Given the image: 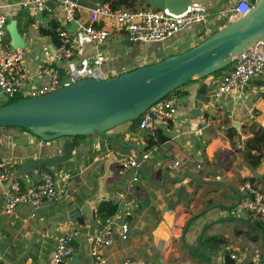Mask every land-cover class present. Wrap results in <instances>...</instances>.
<instances>
[{
    "label": "crops",
    "instance_id": "crops-1",
    "mask_svg": "<svg viewBox=\"0 0 264 264\" xmlns=\"http://www.w3.org/2000/svg\"><path fill=\"white\" fill-rule=\"evenodd\" d=\"M22 1L0 0L2 13L8 23L16 20L17 30L25 42V48L19 50L23 53L22 69L28 79L22 86L21 97L26 96L31 88L50 82L48 75H37L42 67L59 71L60 76L62 71L65 83L70 85L75 82L71 75L76 71L84 74L98 69L106 79L184 53L225 26L230 21L228 14L235 2L192 0L187 12L202 10L207 14L206 21L190 25L163 42L133 40L132 45H126L131 39L112 28L104 44L97 46L80 38V48L73 58L56 59L53 56L56 44L39 30L46 28L51 20L57 21L60 28H66L60 7L48 2V7L32 12L20 6ZM136 1V8L149 7L144 0ZM97 3L110 7L108 0H79L76 18L87 22L89 10ZM202 33L204 35L200 37ZM10 43L7 33L6 51L14 50ZM222 74L182 87L181 93L187 94L182 96L178 92L180 103L176 116L160 123L153 131L132 132L130 125L125 124L106 135L135 147L140 155L151 151L146 163L152 167V179L157 183L161 182L163 175L181 178L210 171L219 173L218 178H210V181L230 185L238 190L239 195L242 194L240 187L246 182L264 193V150H250L247 146L259 132L264 134L261 130L264 128V97L260 96L264 87L256 84L261 79H252L241 98L232 94L211 104L210 96ZM210 84L206 98L199 101L198 110H195V96L202 91L203 85ZM156 134L166 140L151 147L149 141L152 137L156 141ZM67 141L69 139L63 138L45 142L23 129L0 128V160L7 161L14 172L25 160L47 159L61 154L62 145ZM78 141L79 146L73 150L69 161L47 166L46 170L55 179L57 196L37 211L29 205H21L15 216L4 214L8 184L0 187V264H46L58 238L73 229L79 231L75 252L64 264H90L91 236L101 223L97 215L94 228L90 227L91 220L86 216H82L83 224L57 221L56 218L79 209L96 190L97 178L103 174V164L109 152L118 158L135 161V151L115 142L108 146L97 137H83ZM179 158H183V162L173 168L172 164ZM124 164L110 167L114 176L108 179L107 197L102 200L118 204L119 210L112 218L116 225L126 222L129 228L128 238L121 240L115 235L112 246L105 252L109 264L126 261L131 264H225L227 257L233 264L261 263L264 221L248 217L234 208L237 201L234 191L188 180L175 184L165 179L163 187H157L147 180L149 171L124 167ZM21 178L28 184L36 179V172L34 177ZM181 185L186 186V192L180 205L166 211L167 205L176 201V191ZM232 210L237 213L231 215ZM194 215L197 216L188 225L182 241L184 227ZM211 241L216 245H211ZM230 255H235L236 259Z\"/></svg>",
    "mask_w": 264,
    "mask_h": 264
},
{
    "label": "water",
    "instance_id": "water-1",
    "mask_svg": "<svg viewBox=\"0 0 264 264\" xmlns=\"http://www.w3.org/2000/svg\"><path fill=\"white\" fill-rule=\"evenodd\" d=\"M144 1L153 9L165 10L173 15L186 13L192 4V0ZM46 6L48 7V3ZM66 29L74 32L76 27L73 23H69ZM6 31L12 49L25 48V42L17 30L15 19L7 24ZM203 35L204 33L200 37ZM126 42V45H132L134 41ZM258 44H263L264 51V0H253L249 13L229 21L190 50L169 56L152 65L103 80L80 79L45 96L25 98L16 102H10L0 90V128L23 129L45 142L69 139L62 145L61 154L47 159L25 160L15 169L14 175L34 177L35 172L43 166L63 164L70 160L73 150L79 146L78 139L97 137L108 143V146L111 142H115L125 149L134 150L135 161L139 168L149 171L147 180L157 187H163L167 179L175 184L188 180L193 183L228 188L237 195L233 207H238L240 195L237 189L223 182L210 181V178H218L219 173L200 172L183 175L181 178L163 175L161 182L157 183L152 179V167L142 161L140 152L135 147L124 145L119 138L106 134L120 126L137 121L149 107L170 93L228 68L243 52ZM256 82L258 86L264 87V79ZM211 86L212 84L203 85L202 91L197 93L194 100L195 110H198L199 101L206 98V89ZM260 96L264 97V92H261ZM261 130L264 132V128ZM129 161L128 158H118L113 152H109L103 164V174L97 178L96 190L79 209L57 217L56 220L76 221L86 216L91 220L90 227L94 228L97 224L96 208L107 197L105 188L108 179L114 176L110 167ZM185 192L186 186L181 185L176 191V201L167 205L166 211L179 206ZM196 216H192L184 227L182 241L188 225ZM260 264H264V252Z\"/></svg>",
    "mask_w": 264,
    "mask_h": 264
},
{
    "label": "built area",
    "instance_id": "built-area-1",
    "mask_svg": "<svg viewBox=\"0 0 264 264\" xmlns=\"http://www.w3.org/2000/svg\"><path fill=\"white\" fill-rule=\"evenodd\" d=\"M228 19L235 20L245 16L253 6V0H234ZM48 2L56 3L64 16L66 24L73 23L76 27L74 32L66 28H58L57 45L53 56L56 59H71L80 48V38H84L94 45H102L110 37L112 28L124 32L131 40L151 43L163 42L182 29L206 21L207 14L202 10L186 12L181 15H173L165 10L141 7L135 9H112L108 5L97 3L89 10L87 22L76 18L79 0H24L20 3L23 9L37 12L46 7ZM7 17L2 13L0 6V90L9 100L20 96L22 86L28 76L22 69L23 53L19 49L5 50V36L7 34ZM38 76L48 75L50 82L47 85L33 87L27 92L25 98H37L54 92L68 84L62 80L59 71L42 67ZM71 78L76 82L80 79H105L101 72L89 70L84 74L76 71ZM264 79V51L263 44L250 47L243 52L225 70L217 83V87L210 96V103L216 104L225 97L236 94L241 98L252 79ZM189 98V97H188ZM177 93H170L149 107L137 120V131H153L160 123L172 120L179 106ZM1 103V100H0ZM155 151V149H153ZM152 152L147 151L141 155L143 162L150 159ZM183 158H179L172 164L173 168L179 166ZM139 167L136 161H129L124 167ZM8 184L3 207L4 214L15 216L17 207L29 205L37 211L45 203L53 201L57 196L56 182L54 177L45 169L36 171V179L25 183L22 178L14 175L11 165L0 160V187ZM240 203L238 210L246 216L264 221V193L260 188L251 183H244L240 187ZM237 211L232 210L231 215ZM34 217V213L32 214ZM128 224L126 222L116 225L111 217L93 231L89 246L90 264H109L105 252L112 246L114 237L117 235L121 240L128 238ZM79 231L76 229L66 231L61 235L55 248L48 257L46 264H64L75 252V243ZM236 259L235 255H230ZM122 264H131L126 261Z\"/></svg>",
    "mask_w": 264,
    "mask_h": 264
},
{
    "label": "trees",
    "instance_id": "trees-1",
    "mask_svg": "<svg viewBox=\"0 0 264 264\" xmlns=\"http://www.w3.org/2000/svg\"><path fill=\"white\" fill-rule=\"evenodd\" d=\"M108 4L110 5L111 8H113L115 10L122 9V8L135 9L136 5H137V1L136 0H108ZM60 27L61 26L57 21L51 20L49 22L48 26L46 28H40L39 32L44 36L51 37L53 42L57 45L58 41H57L56 30ZM227 69H229V67L218 72V73H216V74H214V75L220 74L221 72H224ZM61 78H62V80H65V75L62 71H61ZM180 89L174 91V93L178 94V92H180V95L186 96L187 93L186 92L181 93ZM21 99H22L21 97L16 96L15 98L11 99L10 102H16V101H19ZM129 125H130V129L132 132L137 131V121H134L133 123H131ZM255 127H256V125H254L253 128H255ZM6 129H8V128H6ZM155 138H156V141L153 140V137L150 139L149 146L152 147L154 144H156L158 142H163L164 140H166L165 137H162L159 134H156ZM250 143H255V145L254 144L250 145ZM247 146L250 150H257V151H260V149L264 150V134L259 132L257 135L254 136V138L252 140L248 141ZM259 158H260V156L257 157L258 160H259ZM41 169L46 170L47 166H43V167H41ZM118 210H119L118 204H115L114 202H112L110 200L104 201L96 209L97 219L99 222H104L105 220L115 216L117 214ZM76 221L78 222V224H83V222H84L82 217H80ZM210 244L213 246L216 245V243H214V241H211ZM225 264H233V262L231 260H229V258L227 257ZM248 264H253V263L250 262Z\"/></svg>",
    "mask_w": 264,
    "mask_h": 264
}]
</instances>
